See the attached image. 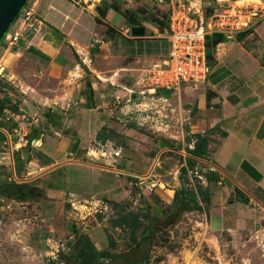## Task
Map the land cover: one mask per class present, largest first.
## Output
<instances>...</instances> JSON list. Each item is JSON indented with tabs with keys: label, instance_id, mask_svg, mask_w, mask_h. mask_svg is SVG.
Wrapping results in <instances>:
<instances>
[{
	"label": "crops",
	"instance_id": "obj_1",
	"mask_svg": "<svg viewBox=\"0 0 264 264\" xmlns=\"http://www.w3.org/2000/svg\"><path fill=\"white\" fill-rule=\"evenodd\" d=\"M167 2L29 0L32 22L19 25L20 38L2 52L0 98L17 104V111L10 110L14 114L23 111L37 122L27 128L23 143L11 132L18 117L0 122L9 135L0 132V190L36 187L43 193L37 204L57 209L98 198L120 203L131 196V180L158 178L147 187L162 190L171 203L181 187L205 189L208 202L198 205L214 232L264 226V17L251 30L208 47L204 84L144 91L136 80L168 61ZM133 26L143 27L144 35L131 36ZM117 99L126 104L119 106ZM138 105L149 128L165 130L174 121L180 138L160 135L152 144L124 125L117 115ZM116 133L123 137L116 140L111 136ZM196 134L208 139L203 159L186 152ZM97 142L107 145L103 155L93 149ZM113 147L119 157H113ZM167 150L177 156L167 152L164 157L171 159L163 157L153 172L154 160ZM188 158L194 162L189 168ZM170 161L186 172L197 169L201 179L186 186L190 176L181 169L159 172ZM7 191L1 192L6 199L28 203ZM151 201L159 206L162 198L157 193Z\"/></svg>",
	"mask_w": 264,
	"mask_h": 264
},
{
	"label": "rangeland",
	"instance_id": "obj_2",
	"mask_svg": "<svg viewBox=\"0 0 264 264\" xmlns=\"http://www.w3.org/2000/svg\"><path fill=\"white\" fill-rule=\"evenodd\" d=\"M8 46L11 45L2 43L0 60L3 49ZM119 99H117L119 106L126 104ZM119 106L115 109L117 113ZM134 107L138 109L136 111L133 108L128 109L125 114L117 116L124 125H131L138 133L146 135L147 141H158L160 135H165L168 139L167 136L170 134L177 136V139L180 138L174 121L168 124V129L159 128L156 129L158 132L153 131L148 127L150 121H144L138 116L140 112H144L141 109L143 105ZM111 136L116 140L123 137L117 133ZM93 149L99 151L97 146ZM142 149L146 150L147 147ZM167 152L171 157H173L171 154H176L171 150L161 152V162ZM166 159L169 160L168 156ZM176 161L173 165L172 161L168 166L162 165L163 169L159 172L170 169L173 174L174 171L180 174L181 165ZM156 171L155 167L153 172ZM194 180V176H190L185 180V185H193ZM157 181L158 178L143 183L136 179L135 182L131 180V196L120 203L98 198L91 200L90 203L81 202L57 209L37 204L40 198L38 196L23 198L21 200L28 203L19 205L16 198L13 202L10 198L6 199L8 197L6 193L1 194L11 188L2 186L0 264H76L75 251L83 244L92 246L96 251H108L114 262L119 259L118 257L124 256L135 261L141 260L139 264H264V226L250 231L214 232L207 225V213H203L202 210L177 212L175 208L170 211L172 203L163 195L162 190H156L155 193L147 187L152 188L150 184ZM186 188L195 190V187ZM157 193L162 202L159 201V206H152L151 198L155 199ZM131 215L135 217L137 224L134 234L137 241L141 230L147 224L150 226L147 242L140 248H136L131 240L130 228L124 224L119 225L122 217L128 216L127 219L131 220ZM97 264L115 263L108 258H99Z\"/></svg>",
	"mask_w": 264,
	"mask_h": 264
},
{
	"label": "built area",
	"instance_id": "obj_3",
	"mask_svg": "<svg viewBox=\"0 0 264 264\" xmlns=\"http://www.w3.org/2000/svg\"><path fill=\"white\" fill-rule=\"evenodd\" d=\"M29 2V1H28ZM24 6L18 18L12 23L4 36L3 42L14 45L20 38L19 25L27 26L33 20L32 6ZM167 32L170 40V51L167 64L158 66L142 78L136 85L142 90L176 89L181 84L197 87L204 84L209 66L207 63V37L221 34L225 38L251 30L264 17V2H247L245 0H215L212 5H205L201 0H168ZM17 23V28H15ZM134 93V91H130ZM18 117L17 125L12 129L18 142H25L27 128L37 122L35 116L23 111L14 114L4 110L0 122ZM4 136L7 132L0 129ZM99 153L104 154L107 145L96 143ZM113 157H119V149L113 151ZM160 163L159 155L153 166ZM188 176L201 179L197 169L187 171ZM15 178V177H14Z\"/></svg>",
	"mask_w": 264,
	"mask_h": 264
},
{
	"label": "trees",
	"instance_id": "obj_4",
	"mask_svg": "<svg viewBox=\"0 0 264 264\" xmlns=\"http://www.w3.org/2000/svg\"><path fill=\"white\" fill-rule=\"evenodd\" d=\"M26 5V4H25ZM22 11V10H21ZM19 14L16 16V19L18 18ZM15 19V20H16ZM131 23L136 24L135 20H132ZM111 28H109L108 32L110 33ZM4 37L0 40V47L3 43ZM224 40V36L221 34H212L211 36L207 37L206 40V46L212 47L215 46L217 43ZM208 52V51H207ZM209 55L207 53V63H208ZM5 83L0 79V88L4 87ZM4 108H8L12 111H17V104H13L10 99L8 98H0V115ZM4 137L0 134V140H2ZM195 142L193 144V147L190 149H186V152L189 154L192 158H200L203 159L206 156L207 152V145H208V139L206 135H200L196 134L194 136ZM192 158L187 159V167L193 166V160ZM186 172L185 168L181 169L182 175ZM5 188H12V190H15L14 193H19V199L23 198H29V197H41L43 193L36 187L32 186H26V185H11V186H4ZM195 190H191L186 187H181L179 190H176L174 193L173 201L170 206V211L176 208L177 212H189L193 210L201 211L202 208L198 205V200L201 202L207 203L208 202V193L205 189H203L200 185H195ZM237 193H239L237 191ZM114 203V202H113ZM128 216H124L121 218L119 225H127V227L131 230V240L135 243L136 248H140L141 245L146 244L147 238L150 234V226L147 224L142 230L139 235V240H136V220L131 215V220L127 219ZM168 218V217H167ZM166 218V219H167ZM176 218V217H175ZM174 218V219H175ZM149 223V222H148ZM99 258H108L111 262L115 264H139L141 260H133V259H127L124 256L118 257L119 259L114 262L115 260L113 257L108 253V251H96L93 249V247L88 246L86 244L81 245L77 250L75 251V262L76 264H97Z\"/></svg>",
	"mask_w": 264,
	"mask_h": 264
},
{
	"label": "water",
	"instance_id": "obj_5",
	"mask_svg": "<svg viewBox=\"0 0 264 264\" xmlns=\"http://www.w3.org/2000/svg\"><path fill=\"white\" fill-rule=\"evenodd\" d=\"M27 1L28 0H0V40L5 36ZM130 34L133 37H142L144 35V28L141 26H133L130 28Z\"/></svg>",
	"mask_w": 264,
	"mask_h": 264
},
{
	"label": "clouds",
	"instance_id": "obj_6",
	"mask_svg": "<svg viewBox=\"0 0 264 264\" xmlns=\"http://www.w3.org/2000/svg\"><path fill=\"white\" fill-rule=\"evenodd\" d=\"M28 1H29V0H28ZM28 1H27V2H28Z\"/></svg>",
	"mask_w": 264,
	"mask_h": 264
}]
</instances>
